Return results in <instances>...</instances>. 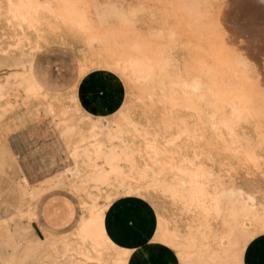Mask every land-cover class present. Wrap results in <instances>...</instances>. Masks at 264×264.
<instances>
[{"label":"rangeland","instance_id":"obj_1","mask_svg":"<svg viewBox=\"0 0 264 264\" xmlns=\"http://www.w3.org/2000/svg\"><path fill=\"white\" fill-rule=\"evenodd\" d=\"M18 1L0 0V77L8 81V89L0 102V215L25 204L24 180L32 185L55 182L62 177L67 160L44 101L27 93L26 88L17 83L19 70L15 64L24 60L41 68L45 77L58 86L68 106L81 103L82 113L78 116L87 115L98 125L97 120L108 121V131H112L118 146L129 147L128 152L132 151L135 157L133 162L123 164L121 178H127L126 183L138 190L140 197L118 196L110 206L107 222L117 239L141 249L127 260L124 252L128 246L112 248L89 244L84 251L88 262L112 264L116 258L126 264H177L178 259L182 264L177 252H185L187 256L197 241H205L202 243L205 248L215 246L216 251L226 248L228 242L224 238L231 229L228 208L232 200L222 199L223 210L216 218L197 213L187 216L182 205L174 206L171 199L148 187L156 177L166 183H182L186 177L179 170L190 168L187 171H201L204 178L213 182V188H218L220 183L240 188L246 198L248 194L255 197L260 210L264 208V151L253 148V153L261 159L256 161L246 158L241 150L231 153L227 146L231 139H220L205 116L174 108L167 100L169 94L176 92L182 98L178 73L187 63L191 70L195 69L196 51L205 50L212 57H219L218 53L225 50L230 53H225L227 57L236 56L235 59L250 67L253 76L250 107L253 113H260L250 117L241 115L235 126L264 147V0H207L210 11L199 25L192 22L184 9L187 0H47L51 12L40 10L34 14L32 25L14 16L12 9ZM119 1L121 6L129 4L137 9L134 21L137 37L134 39L150 41L148 50L153 56L149 59H158L155 74L150 77L139 79L131 70L123 71L122 65L116 66L122 52L120 47L109 44L97 50L90 46L91 40L107 39L124 29V24L118 20L102 24L98 17L104 8H119ZM70 4L86 14L90 24L88 32H80L58 16ZM171 33L176 37L173 34L170 38ZM212 38L221 48L216 52L208 41ZM148 50L149 57L152 54ZM166 61L168 64H164ZM191 72L196 74L194 70ZM127 119L137 128L127 125ZM169 124L173 127L168 128ZM90 126V121L86 122V129ZM185 128L191 133L177 137ZM120 129L124 130L123 134H119ZM132 164L136 171L131 169ZM79 165L78 161L75 169ZM121 178L107 190L119 189ZM68 185L55 182L41 198L42 217L36 220L37 235H43L38 228L43 218L58 225L68 224L78 215L77 203L84 204L88 200L80 189H76L78 196L73 197L75 185ZM107 190L99 193L102 201ZM156 218L163 233L170 238L163 243L175 253L164 245L145 244L155 229ZM78 226L73 224L69 231H79ZM174 233L179 238H172ZM25 236H29L28 239ZM0 248V264H47V256L53 264H58L63 258L51 249L46 250V258L38 257V238L28 228L6 232L1 237ZM252 248V254L259 256L250 258L249 263L264 264V234L254 241Z\"/></svg>","mask_w":264,"mask_h":264},{"label":"bare ground","instance_id":"obj_2","mask_svg":"<svg viewBox=\"0 0 264 264\" xmlns=\"http://www.w3.org/2000/svg\"><path fill=\"white\" fill-rule=\"evenodd\" d=\"M120 1L118 4H120L121 8H104L98 13V17L102 24H108L112 19L118 20L124 24V29L119 34L108 37L107 39H93L90 41V46L97 50L109 44L120 47L122 52L116 66L119 67L122 65L123 71L131 70L139 79L150 77L155 74L158 59L157 61L155 59H149L153 56L151 51L148 50L149 44L151 45L150 41H148L150 43L143 40L141 41L140 37H138L139 39H134L136 35L134 34V21L138 13L137 9L129 4L126 7L121 6ZM124 1L122 0L121 2ZM115 4L116 3H113V6H115ZM124 4L126 5L127 3L125 2ZM185 6L186 8L184 9H187V13L195 25H199V23L203 22L210 11L207 0H187ZM50 9V2L47 0H19L13 7L12 12L15 17L22 18L24 22L32 25L31 17L34 14H37L40 10L49 11ZM58 16L62 20L72 24L80 32H88L90 30V24L86 14L77 10L76 7L71 4L64 8ZM173 34H170V38H173ZM156 35L155 33V36ZM174 36L176 37L175 34ZM160 37L164 39L162 35ZM214 37L218 38L215 34ZM215 38L208 41L216 52L221 48ZM147 50L150 51L149 54H152L149 57L147 56ZM154 50L157 51L156 49ZM164 53L167 52L164 51ZM221 53H218V55L220 54L219 57H212L210 53L205 50L196 51L194 54V60H196L195 69L191 70L187 63V65L180 68V72L178 73V84L183 88L182 98L179 97L177 92H170L171 94H169L167 100L174 108H184L189 112L205 116L220 139H231V143L227 144V146L229 145L228 150H230L231 153L237 154L241 150L247 155L246 158L248 157L250 160L256 161L260 158L259 155L253 153V148H256L255 150L259 149V151H264V147L261 144H257L254 138L248 137L246 132H239L235 126V121L240 119L241 115H260L258 112L253 113L250 107L249 97L252 94L253 83L251 80L253 76L250 67L244 61L235 59L236 56H232V58L231 56L227 57L226 51L223 52L224 54L226 53L225 56ZM154 55H156V52H154ZM237 56H240V54H237ZM13 59H11V61ZM241 59H243V57ZM11 61L9 60L8 62ZM164 64H168V62L166 61ZM15 67L19 70V72H17V83L25 87L27 93L38 96L44 101L48 116L52 117L51 123L59 138L60 145L63 147L64 153L66 154L67 160L64 173L62 177L55 182H60L61 186L62 183L75 185V192L71 193V195L73 197H75V195L78 196L79 191L76 189H80V191L86 193V197L88 198L84 204L81 202L77 203L78 215L72 220H69L70 222H68V224L58 225L43 218V223L38 226L43 234L42 236L39 235V256H44V258H46V250L51 249L63 255L62 260L58 264H93L88 262L87 258H84V251L87 245H96V247L109 245L112 248L125 246L114 238L108 226L107 216L112 202L118 196L140 197V192L134 190V188L132 189V187L127 184L128 181L126 183L127 178H121L124 174L123 164L125 162H133L135 157L132 151L131 153L128 152L129 147L118 146L115 138H113L112 131H108V121L97 120L100 123V125H98L95 120L89 119L87 115L78 116L77 114L81 112V103L78 102L74 104L73 107L68 106L67 103L64 102L65 98L58 86L54 83L52 84L49 81V77L46 78L41 68L38 69L35 63L22 60L20 63L15 64ZM193 70L196 71L194 75L191 72ZM7 89L8 81L4 77H0V102L4 98ZM63 113L67 114L63 115ZM88 121H90L91 126L89 129L87 128V130L86 122ZM127 125L137 128L129 119H127ZM88 126L89 124H87V127ZM167 127L172 128L173 125L169 124ZM123 133L124 130L120 129L119 134ZM190 133L191 131L185 128L181 130L177 137L180 138L182 135H189ZM78 161L80 165L77 166L78 169H75V165H77ZM127 167L129 168L130 166ZM131 169L136 171L133 164L131 165ZM188 169L190 168H187V170ZM187 170H179L182 176L184 175L186 177L185 180L181 181L182 183H166L164 179L161 180L156 177L157 179L155 178L152 183L150 182L151 184L148 188L152 189L154 192L159 191L165 198L171 199L174 206L179 204L182 205L185 209V215L187 216L197 213L216 218L223 210L222 199L227 197L232 200V204L228 208V215L231 218V229L224 238L228 243L226 244V248L224 247L222 251H216L215 246H213L214 249L205 248L204 244H202L205 241L201 240L202 243H200L196 240L197 242L195 245L193 244L194 246L191 247L192 251L187 256L186 254L184 255L185 252H177L180 262L182 264H246L245 254L247 249L255 238L264 234V208L260 210L261 208L259 209L255 204V197L248 194L246 198V194L240 188H234L232 186L225 187L222 183L219 184L218 188H213L211 184L213 182L210 183L204 178L201 175V171L193 169ZM141 176H143V174ZM119 178H121L119 189H116V187V190L113 191L112 189L108 191L107 188L110 187L111 189L113 183ZM135 178L137 179V177ZM55 182H45L42 186H39L36 184L32 185L30 181L24 180L22 190L25 200H27L25 201V205H23L24 208L16 215L15 220L36 226V220L39 216L42 217L39 199L47 190L49 191L50 188L53 187ZM104 189L107 190V192L102 201L99 193H102ZM73 224L79 225V231H69ZM4 225H1L0 229ZM163 231L161 224H159L156 218L154 238L157 239V241L166 242L170 239ZM202 235H204V233H202ZM28 237L26 238L28 239ZM58 237H62L61 240L55 241ZM172 238L177 239L179 237L174 233ZM219 244L221 245V243ZM216 245H218V243ZM131 252L132 249L130 247L125 250L124 255L127 256V260ZM47 259L48 261H46ZM47 259H45L47 264H53L48 256ZM112 264L126 263H122L120 259L114 258Z\"/></svg>","mask_w":264,"mask_h":264},{"label":"crops","instance_id":"obj_3","mask_svg":"<svg viewBox=\"0 0 264 264\" xmlns=\"http://www.w3.org/2000/svg\"><path fill=\"white\" fill-rule=\"evenodd\" d=\"M46 181H43V182H41V183H39V184H36V185H39V186H42L44 183H45ZM23 192V191H22ZM24 195V194H23ZM43 197V196H42ZM41 197V198H42ZM41 198L39 199V201L41 200ZM25 205V204H24ZM24 208V206L22 207V208H17L16 210H14L13 212H5V213H3V214H1L0 215V227H1V225H4L1 229H0V238L3 236V234H5L6 232H8L9 230H11V229H14V228H16V229H19V228H28V229H30L35 235H36V232H35V226H32V225H30V224H28V223H25V222H20V221H18V220H15L16 219V215L17 214H19V212L21 211V209H23ZM40 213H41V211H40ZM41 215H42V213H41ZM34 228V229H33ZM155 228H156V226H155ZM5 229V230H4ZM154 231H155V229H154ZM154 231H153V233H152V235H151V238H149L148 239V241L145 243L146 245H149V246H157V244L158 245H164V246H166V247H170V246H168L167 244H165V243H163V242H161V241H157V239H155L154 238ZM37 236V238H38V245H39V252H40V238H39V235H36ZM114 236V235H113ZM259 237V236H258ZM257 237V238H258ZM114 238L120 243V244H122V245H125V246H128V247H130L131 249H132V252H131V254H130V256L133 254V253H135L136 251H138L139 249H141V247H137V246H134V245H130V244H128V243H126V242H124V241H121V240H119V239H117V237L116 236H114ZM257 238H255L253 241H252V243L250 244V246H249V248L247 249V251H246V254H245V263L246 264H250L249 263V259L250 258H257L259 255L258 254H252V245H253V243H254V241L257 239ZM171 248V247H170ZM172 249V248H171ZM173 250V249H172ZM174 251V250H173ZM175 253V252H174ZM38 256H39V254H38ZM175 256H176V254H175ZM176 258H177V256H176ZM251 260V259H250ZM0 261H2V258H1V255H0ZM131 261V258L129 259V262ZM6 263V262H5ZM177 264H179V261H178V259H177Z\"/></svg>","mask_w":264,"mask_h":264}]
</instances>
